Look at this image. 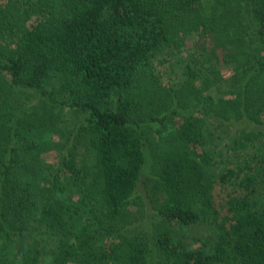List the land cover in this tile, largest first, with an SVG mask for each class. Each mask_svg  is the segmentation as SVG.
Instances as JSON below:
<instances>
[{"label":"trees","instance_id":"trees-1","mask_svg":"<svg viewBox=\"0 0 264 264\" xmlns=\"http://www.w3.org/2000/svg\"><path fill=\"white\" fill-rule=\"evenodd\" d=\"M0 264H264V0H0Z\"/></svg>","mask_w":264,"mask_h":264},{"label":"rangeland","instance_id":"rangeland-1","mask_svg":"<svg viewBox=\"0 0 264 264\" xmlns=\"http://www.w3.org/2000/svg\"><path fill=\"white\" fill-rule=\"evenodd\" d=\"M189 48L184 51L183 54L179 55L178 57L174 58L170 61V63L167 65L168 67V74H166L167 79H171V77H179L180 71L182 68L187 64L191 63L193 60L197 59V56L193 55V50L191 47H193V43L191 41H188ZM151 138V137H150ZM158 136L153 135L152 136V142L157 141ZM44 160L46 162H58V157L56 154V151H49L47 155L44 156ZM144 206H146L144 204ZM139 207H134V210L139 212ZM145 209V207H144ZM148 205H147V211H148ZM134 225L137 230H145L146 228L154 229V227L157 228H164V225L155 215H147V212L145 213V210H143V213H138L136 217H133ZM212 229L208 225L207 222L201 223L198 226L195 227H189L185 229H178V228H172V232L175 233L180 239L191 245V247L197 248L201 245V240L206 239L210 236Z\"/></svg>","mask_w":264,"mask_h":264}]
</instances>
